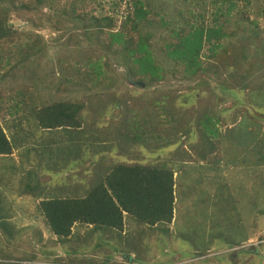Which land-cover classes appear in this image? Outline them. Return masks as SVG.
I'll return each mask as SVG.
<instances>
[{
    "label": "trees",
    "instance_id": "obj_1",
    "mask_svg": "<svg viewBox=\"0 0 264 264\" xmlns=\"http://www.w3.org/2000/svg\"><path fill=\"white\" fill-rule=\"evenodd\" d=\"M58 1L21 0L15 5L13 1L0 0V80L10 78V76L11 79L21 78L22 80L24 72L23 69L18 71L21 69L18 65L22 64L23 60L26 61V65L29 61L32 63L36 58L35 53L42 50L40 43H28L26 48L21 47V43L28 42L32 37L28 36L24 30L13 27L9 23L10 11H14L18 7L29 8L31 5L37 8H45L49 2L55 7L59 4ZM249 1L245 0V3ZM5 2L7 5H4ZM194 2L196 4L193 7ZM210 3L215 11L213 14L211 12V16L208 18L206 0H129L125 10L120 14L122 18L119 21L118 29L114 27L116 26L114 16L85 14L78 9L76 3H73L70 8L72 16L82 23L81 26L85 33L90 31L96 35L95 47L90 50L88 48L79 50V58L74 60L75 65L72 55L69 54L63 55L64 61L62 62L60 58L56 59L57 63H60L61 73L66 76L60 80V84L62 80L65 84L62 83L57 90L65 89L67 93H70L68 81L77 82V87L82 86L84 90L88 91L85 96L81 98L76 95L64 98L57 97L48 100V102L44 100L36 102V95L30 93L31 88L25 83V79L13 86L7 81L3 84L4 90L8 88L13 93L8 98L0 97V155H11L13 149L18 148V145H30L28 142L20 144L17 141V134H20L22 127L19 131V126H17V132L11 130L12 126H9V123L3 124L7 120L4 116L13 115L14 112L21 110L20 105L25 106L23 109L30 108L35 115L36 126L39 130L36 129L32 133L35 137L34 145L31 147L37 148L36 150L41 153L39 159L44 162L43 167H47V164L51 165L52 159H54L51 155L46 154L48 146L53 141V137L50 135L52 130L76 131L78 136H82L81 134L85 132H96L94 134L96 139L95 157L96 165L99 164L96 167L93 164V151H91L90 159L86 157L89 155L86 153L89 152L92 143L95 141L90 138L89 133V138L84 135V138H77L74 143H68L73 148L76 142H81L87 148L84 153L78 150L80 154L78 161L85 160L83 163L85 167L79 168V165L77 166V169L83 170L81 181L73 173H67V187L65 188L63 184L58 196L48 188L45 181H39L40 173L25 184V187L34 196H37L34 205L37 206L38 212L44 216L50 231L58 238V241L47 238L42 244L43 246L40 247L41 252L49 254L51 249L54 252L58 248L56 247L57 243L71 235L72 225L75 222L89 225L92 232L104 229L112 230L119 235L124 231L126 222L130 221L146 226L169 225L174 222L176 175L182 178L179 174L180 167L167 165L166 161L161 163L121 161L109 166L105 165L101 153L110 134L112 138H118L123 145L129 143L136 146L135 148L140 150L141 155L143 149L152 148L146 141L159 137L156 129H158L159 121L157 117L163 114H160L161 109L162 112L167 113L170 108L174 111L179 109L180 105L187 106L186 99L179 100L183 94L179 98V95L176 94L172 96L171 91L168 94L162 92L163 94L161 93L159 97H151L148 101L151 104L150 107L155 111L150 110L149 113L146 112L145 115L141 116V108L136 105L140 104L142 92L138 94L129 93L130 88L128 87L123 92L113 91L102 94V89L95 92L91 91V88L94 86L101 87L103 76L106 81L105 85H102L103 88H108L114 83L113 76L118 75L112 68L114 63L122 65L131 82L142 81L147 90L158 82L161 84L152 90L165 87V84L174 78L197 80L203 74L212 71L213 77L218 82L225 85L226 81V90L234 91L236 86L241 83L243 74L232 79V70L228 68H231V60L239 58L248 59V70L246 71L248 76L255 73L257 69L264 70V28L259 30L257 20L248 17L245 5L242 6L244 10L238 11V15L243 11L242 16L247 22L243 24V19L234 18L231 20L232 10L236 6L233 0H210ZM230 25H232L231 30L224 29ZM152 26L153 29L151 30L150 27ZM227 33H240L242 38L255 40V50H247L249 45H243V39H240L239 36L237 38L241 44L237 45V38V43H234L235 39L233 41V37H229ZM8 41H12V43L9 45ZM15 42L19 46L12 49ZM248 44L251 42L249 41ZM252 53L253 58L250 57ZM22 54H25L21 58L22 62L18 61L17 64V59ZM77 62L82 63V66L85 67L84 71L77 69ZM256 62L258 65L255 64ZM255 65L256 68H254ZM104 68L110 71V74H105ZM223 69L226 74H223ZM50 72L55 74V71ZM261 74L264 75V73ZM121 75L124 77V74ZM40 79L43 82V78L40 76L31 78L30 85L36 86ZM122 82L124 83V79ZM186 86L188 89L191 87L190 85ZM166 87L170 88V86ZM242 89L245 90V88ZM95 98L96 101H94ZM157 100L166 103L157 108ZM252 100L256 103L254 110L263 113L264 92L255 91ZM253 111L242 113L240 118L237 117L236 119H239L237 126L243 124L241 130L233 137L229 132L222 135L220 142L226 147L225 142H228L229 145L236 144L237 141L239 143L240 140H243L245 135L248 136V143L241 145V151L239 149L230 153L239 158L242 166L246 167V169L243 168L244 172L246 171L245 175L248 176L251 172L252 178L255 179L251 186H258L257 191L264 192V129L261 128L260 122L258 124L254 122L257 118ZM133 113L134 116L132 117ZM206 114L207 112L203 115L205 116L203 120L200 119L203 116L198 118L197 126L185 128L186 131L197 130L194 133V139H200V148L197 147L196 143L192 146L194 139L188 141L187 146L193 150L204 151V155L205 152L213 151L219 145L216 137L219 132L217 125L220 120L215 119L216 123H214L213 119L211 120ZM249 117L254 118L251 120ZM160 120L163 121V119ZM176 120H178L177 117ZM187 121L185 119V122ZM101 122L103 125L100 124ZM102 130H106V132L101 137ZM45 134H49L47 142L44 140ZM39 139L44 140L46 144ZM171 142L168 141L159 146L164 147ZM31 147L28 148L27 153L31 152ZM52 150L53 146L50 147V152ZM185 151L189 153L188 150L185 149ZM150 156L147 155L146 157L149 158ZM31 158L33 161L36 159L32 152ZM182 163L188 165L186 162ZM253 168L254 172L256 168V176L252 173ZM70 182L73 183L72 187H83L82 184H89L90 186L82 195L78 196V194H74V189H69V192H66ZM17 191H20L19 188ZM220 202L221 199L216 200V203ZM201 214H204L206 218L208 217L204 210L201 211ZM14 226H17L15 222L7 220L0 214V229L7 243L16 238L18 231L13 233L12 227ZM34 233L32 231L25 235H29L28 239L30 240L34 238ZM130 235L132 234L130 233ZM131 239L132 237L125 238L126 246L136 249L138 244L130 243L132 242ZM246 242L247 240L234 244L230 248L241 246ZM2 244L5 243L0 240V247ZM5 250L4 248L2 251L0 250V255L10 257L5 254ZM241 253H245L244 250H241ZM49 258L52 260L51 264H62L61 261L54 260L51 256ZM82 262L91 264L92 260L83 259Z\"/></svg>",
    "mask_w": 264,
    "mask_h": 264
},
{
    "label": "rangeland",
    "instance_id": "obj_2",
    "mask_svg": "<svg viewBox=\"0 0 264 264\" xmlns=\"http://www.w3.org/2000/svg\"><path fill=\"white\" fill-rule=\"evenodd\" d=\"M7 1H13L16 5L21 0ZM128 1L59 0V4L55 7L49 2L45 8H37L31 5L29 8L18 7V9L15 8L14 11H10L9 23L13 27L24 30L28 36L32 37L28 42L21 43V47L26 48L28 43H40L42 47L40 52L35 53L36 58L32 63L29 61L26 65V61L23 60V63L18 65L21 68L18 71L23 69L24 72L22 80L25 79V83L30 86V93L36 95V102L38 100L48 102L52 98H64L74 95L81 98L88 92L82 86L77 87V82L72 83L71 81H68L70 93H67L65 89L57 90L62 83L65 84L63 80L60 84V80L63 79V76H66L61 73L60 63H57L56 59L60 58L62 62L64 61L63 55L69 54L72 55L73 64L75 65L74 60L79 58V50L86 48L90 50L95 47L96 35L90 33V31L85 33L81 26L82 23L72 16L70 10L72 4L76 3L78 9L85 14L114 16L116 19V26L114 27L118 29L119 21L122 18L120 14L125 10ZM233 1L236 6L232 10L231 20L234 18L243 19V24L247 23L242 16L243 11L238 15V11L244 10L242 6L245 5L248 17L257 20L259 30L264 28V0H250L248 3H245V0ZM6 3L4 5H7ZM115 4L117 6H114ZM195 4L196 2H194L193 7ZM206 9L208 18H210L211 12L213 14V11H215L210 0H206ZM150 29L152 30L153 26ZM224 29L231 30L232 25L228 28L224 27ZM227 35L233 37V41L235 39L234 43L237 36H239L240 39H243V45H249L247 50L252 51L256 48L255 40L242 38L240 33H227ZM237 41V45L241 44L238 38ZM249 41L251 44H248ZM11 43L12 41H8L9 45ZM13 46L12 49H15L19 44L15 42ZM24 55L18 57L17 64L18 61L22 62L21 58ZM252 56L253 53L250 54V57ZM233 62L235 63L231 65ZM255 64L258 65V62ZM256 65L254 68H256ZM230 66L232 69H228L232 70V79H236L243 74L241 83L236 86L234 91L226 90V81L225 85L218 82L213 77L212 71L203 74L197 79L198 81L174 78L175 80H170L163 88L152 90L156 88L155 86L161 84L158 82L147 90L144 86L139 85V87L136 86L137 84H133L122 65L112 64L114 72L118 74L113 76L114 83L108 88H103L102 85H105L106 82L103 76L101 87L94 86L91 91L96 92L102 89V94L104 92L112 93L113 91L123 92L125 88L129 87V93L138 94L142 92V98L139 100L140 104L136 105L141 108V116L145 115L146 112L149 113L150 110H154L150 107L151 104L148 99L159 97L162 92L168 94L172 91L171 95H179V98L183 94L179 100L186 99L188 107L180 105L179 109L173 111L170 108L167 113L162 112V109L159 110L160 114L163 113L157 117L159 121L156 132L159 137L146 141L152 148L143 149L142 155L140 150L138 151L135 148L136 146L129 143L123 145L118 138H112L111 134L106 139L109 140L102 147L101 153L105 165L109 166L121 161L142 163L166 161L167 165L180 167L179 174L182 178L176 175L175 219L169 225L158 226L141 225L134 221L126 222V227L120 235L112 230L104 229L92 232L89 225L77 226L74 224L71 235L57 243V252L52 256L54 260L57 259L61 262L69 260L73 264H89L82 262L83 259H91V264H264V192L257 191L258 186H251L252 181L253 183L255 181L252 174H250L251 172L248 176L245 175L246 171L244 172L243 168L246 169V167L242 166L239 158L232 156V153H230L239 149L241 151V145L243 143L247 145L249 138L245 135L243 140L232 145L225 142L226 147L221 145L220 142V140L222 141V135L229 132L233 137L241 130L243 124L237 126L239 121V119H236L237 117L240 118L242 113L254 110L256 103L252 100L253 94L258 90L264 92V75L261 74L264 73V70L257 69L258 72L256 71L248 76V72H246L248 70L247 58L231 60ZM77 69L84 71L85 67L82 66V63H78ZM104 70L106 69L104 68ZM50 71H55V74H51ZM222 72L226 74L224 69ZM119 73L124 74V77ZM105 74H110V71L106 70ZM37 76L43 78V82L40 79L36 86L30 85V79ZM123 79L124 83L122 82ZM22 80L21 78L11 79V76L0 80V97L8 98L12 96L13 91L8 88L4 90L3 84L6 81L13 86L22 82ZM186 85L191 87L188 89ZM166 86H170V88L168 89ZM242 88H245V90ZM185 93L187 94L185 95ZM94 101H96V98ZM13 102H16V100H13ZM165 103L157 100V108ZM20 106L21 110L14 112L13 115L4 116L7 120L3 122V124L5 122L9 123V126H12V131H17V126H19L18 130L20 131L22 127L20 134H17V141L20 144L28 142L30 145H18V148L13 149L11 155H0V214L7 220L16 223L17 226L12 227L13 233L18 231L16 238L7 243L0 229V240L5 243L1 245L0 250L6 249L5 254L10 256L0 255V260H3L0 264H32L31 262L37 259L28 258L30 255H21V253H30L42 247L47 238L58 241L56 235L51 234L44 216L41 212H38L37 206L34 205L37 196H34L25 187L26 182L31 181L34 176L40 173L39 181H45L48 188L58 196L62 185L64 184L65 188L67 187V173H73L80 180L83 170L79 168L81 166L85 167L83 164L85 160L78 161L80 157L78 150L84 153L87 148L81 142H76L77 147L73 145V148L68 143H74L77 138H84V135L86 138L90 136L93 141L95 140L92 143V148L86 153L89 154L86 157L90 159L91 151H93V164L95 167L99 165H96L95 157V131L88 132L89 136L87 132L81 134L82 136H78L76 131L52 130L50 135L53 137V141L48 146L46 154L51 155L54 159H52V166L47 164V167H43L44 162L39 159L41 153L36 150L37 148L31 147L34 145L35 137L32 133L36 129L39 130L36 126L35 115L30 108L23 109L25 106ZM206 112V115L211 120L213 119L214 123H216L215 119L220 120L218 125L216 124L219 126L216 137L219 145L213 151L205 152L204 155V151L193 150L187 146L188 141L194 139V133L197 130L186 131L185 128L197 126L196 121ZM253 113L257 118L254 122L257 124L260 122L261 128L264 129V111L262 113L254 110ZM176 117L178 120H176ZM204 117L200 119L203 120ZM249 118L253 120L254 117ZM160 119H163V121ZM185 119L188 121L185 122ZM102 123L100 124L103 125ZM102 131L101 137L104 136L106 130ZM48 137L49 134H45L44 140L46 142ZM39 140L46 144L44 140ZM168 141L172 142L164 147L159 146ZM192 143V146L196 143L197 147L200 148V139H194ZM52 146L53 150L50 152ZM30 147V151L36 158L35 161L31 158V152L27 153ZM147 155L151 156L147 158ZM182 162H186L188 165ZM78 165L79 168L77 169ZM75 169L77 171L74 172ZM255 172L253 168L252 173L256 176ZM69 185L66 192H69V189H74V194H78V196L82 195L90 186L89 184H82L83 187H72V182ZM17 188L20 191H17ZM249 188L250 190H248ZM217 199H221V202L216 203ZM203 210L207 212V218L204 214H201ZM32 231L35 232L34 238L29 240V235L26 236L25 234ZM40 234L42 236L41 241ZM88 237L90 239H87ZM126 237H132L130 243H133V245L138 244L136 249L126 246ZM245 240L247 242L243 245L230 248L234 244L245 242ZM33 244H35L34 247ZM248 245H250V250H244L245 253H241V247ZM221 247L225 248L222 249ZM32 253H37L39 257L41 255L39 250ZM37 261L39 263V260ZM43 261L50 262L52 260L48 258Z\"/></svg>",
    "mask_w": 264,
    "mask_h": 264
},
{
    "label": "clouds",
    "instance_id": "obj_3",
    "mask_svg": "<svg viewBox=\"0 0 264 264\" xmlns=\"http://www.w3.org/2000/svg\"><path fill=\"white\" fill-rule=\"evenodd\" d=\"M81 181V180H80ZM175 219V218H174ZM74 224H76L77 226L78 225H82V223H79V222H75ZM73 224V225H74ZM73 225H72V228H73ZM71 233H72V231H71ZM51 234L52 235H55V234H53L52 232H51ZM4 237V236H3ZM57 237V236H56ZM5 240V239H4ZM34 245L35 244H33V247H34ZM38 250L40 251L41 250V248L39 247V248H37L35 251H32V252H38ZM32 252H30V253H21V255H30V257H28V258H34V259H37V260H39V263H38V261L36 260V261H33V262H31L32 264H51L52 263V261H50V262H47V261H43V260H46V259H48L50 256L52 257L53 255H54V253H56L57 251L56 250H54V252L52 251V249L48 252L49 254H46L45 252H41L40 251V253H41V255H40V257H39V255H37V253H32ZM39 253V254H40ZM60 254V253H59ZM63 256H65V255H63ZM41 257H44V258H41ZM2 261L3 260H0V262L2 263ZM62 264H73V263H70V262H68V261H65V262H62Z\"/></svg>",
    "mask_w": 264,
    "mask_h": 264
},
{
    "label": "water",
    "instance_id": "obj_4",
    "mask_svg": "<svg viewBox=\"0 0 264 264\" xmlns=\"http://www.w3.org/2000/svg\"><path fill=\"white\" fill-rule=\"evenodd\" d=\"M133 84L144 86V83L142 81H139V80L134 81ZM253 249H254V247H253ZM241 250H250V245L241 247Z\"/></svg>",
    "mask_w": 264,
    "mask_h": 264
}]
</instances>
